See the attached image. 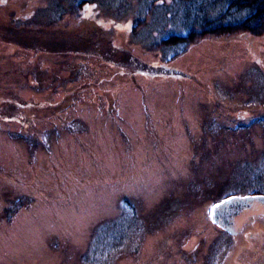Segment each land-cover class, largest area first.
<instances>
[{"label":"rangeland","instance_id":"1","mask_svg":"<svg viewBox=\"0 0 264 264\" xmlns=\"http://www.w3.org/2000/svg\"><path fill=\"white\" fill-rule=\"evenodd\" d=\"M201 1L0 0V264H264V31L172 55Z\"/></svg>","mask_w":264,"mask_h":264},{"label":"trees","instance_id":"2","mask_svg":"<svg viewBox=\"0 0 264 264\" xmlns=\"http://www.w3.org/2000/svg\"><path fill=\"white\" fill-rule=\"evenodd\" d=\"M199 5L197 21L200 28L198 31L190 27L183 33L174 32L162 39L163 45L171 47L172 55L182 52L184 46L190 40L195 39L199 33L201 35H217L239 29L253 33L264 31V0H203ZM145 67H147L146 64ZM148 69L151 73L159 71L158 68L150 65H148ZM163 70L165 71L164 68ZM169 71L167 74H173L176 70L170 69ZM228 195L227 197L232 194Z\"/></svg>","mask_w":264,"mask_h":264},{"label":"water","instance_id":"3","mask_svg":"<svg viewBox=\"0 0 264 264\" xmlns=\"http://www.w3.org/2000/svg\"><path fill=\"white\" fill-rule=\"evenodd\" d=\"M249 205L250 201L248 198L236 195L227 197L213 208V220L217 221L222 227L230 226L233 223L231 217Z\"/></svg>","mask_w":264,"mask_h":264},{"label":"flooded vegetation","instance_id":"4","mask_svg":"<svg viewBox=\"0 0 264 264\" xmlns=\"http://www.w3.org/2000/svg\"><path fill=\"white\" fill-rule=\"evenodd\" d=\"M250 204H251V203H250ZM249 206H250V205H249ZM243 209H244V208H243ZM243 209H242V210H243ZM244 210H245V209H244ZM232 221H233V223H234V220H233V219H232Z\"/></svg>","mask_w":264,"mask_h":264}]
</instances>
